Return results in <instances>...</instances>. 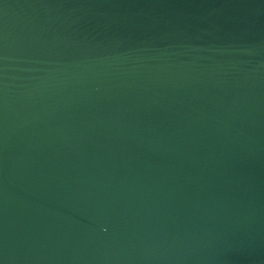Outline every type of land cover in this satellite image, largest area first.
<instances>
[{
  "label": "water",
  "instance_id": "95a60500",
  "mask_svg": "<svg viewBox=\"0 0 264 264\" xmlns=\"http://www.w3.org/2000/svg\"><path fill=\"white\" fill-rule=\"evenodd\" d=\"M0 264H264V0H0Z\"/></svg>",
  "mask_w": 264,
  "mask_h": 264
}]
</instances>
